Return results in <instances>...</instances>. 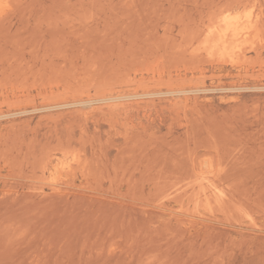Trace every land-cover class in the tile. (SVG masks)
I'll return each mask as SVG.
<instances>
[{
  "label": "rangeland",
  "instance_id": "374dc122",
  "mask_svg": "<svg viewBox=\"0 0 264 264\" xmlns=\"http://www.w3.org/2000/svg\"><path fill=\"white\" fill-rule=\"evenodd\" d=\"M1 4L0 264H264V0Z\"/></svg>",
  "mask_w": 264,
  "mask_h": 264
},
{
  "label": "bare ground",
  "instance_id": "6f19581e",
  "mask_svg": "<svg viewBox=\"0 0 264 264\" xmlns=\"http://www.w3.org/2000/svg\"><path fill=\"white\" fill-rule=\"evenodd\" d=\"M9 0H0V4L1 3H4L3 6L6 7L7 4L5 3H8ZM247 2V1H246ZM252 4V3H251ZM6 5V6H5ZM2 7V4L0 5ZM7 8V7H6ZM2 9V8H0ZM227 9V8H226ZM3 10V9H2ZM224 14L226 13L225 11H223ZM251 12V11H250ZM248 13L246 15V18L244 20H242L243 18L241 17V15H238L240 14V11L238 14H229V13H226L227 15L223 16V18L221 19V23H216L214 20V23H208V29L207 32H206V36H207V39L210 38L212 39L213 41V46H212V43H209V41H206L205 42H208L209 44H211V47L206 50L207 52V55L211 58H213L214 54L216 52H218V55L220 58H223V56L228 52L231 44L240 39V38H244L246 39L247 37H249V35L255 31L254 34H256V32H258L257 30V26H258V17L255 16V17H252L251 16V13ZM1 13V12H0ZM217 13V12H216ZM243 13V12H242ZM246 14V12H245ZM212 18V17H211ZM220 18V17H218ZM88 19V18H87ZM213 19V18H212ZM261 20V19H260ZM197 28V27H196ZM207 28V27H206ZM257 29V30H256ZM201 31H199L200 33ZM15 34V33H14ZM103 34V33H102ZM100 35V34H99ZM204 35V36H205ZM202 36V38L204 37ZM205 36V37H206ZM197 37V36H196ZM146 38V37H145ZM162 38V37H161ZM16 40V39H15ZM243 40V39H242ZM179 42V41H178ZM244 42V41H243ZM180 43V42H179ZM186 43V42H185ZM201 44V43H200ZM199 44V45H200ZM207 44V43H206ZM182 45V44H181ZM184 45V44H183ZM208 45V44H207ZM98 46V45H97ZM210 46V45H209ZM109 47V46H108ZM201 47H204L201 45ZM159 48V47H158ZM164 48V47H163ZM252 48V47H251ZM256 49V48H255ZM240 50V49H239ZM251 50V49H250ZM204 51H205V48H204ZM7 52V51H6ZM197 52L198 51V48H197ZM241 52V50H240ZM246 52V51H245ZM127 53V52H126ZM205 53V52H204ZM177 54V52H176ZM241 55V53H240ZM243 55V54H242ZM33 56V55H32ZM35 56V55H34ZM11 57V56H10ZM18 57V56H17ZM239 55H230V61L231 63L232 62H237L238 61V58ZM7 58V57H6ZM12 58V57H11ZM131 58V57H130ZM168 58V57H167ZM219 58V59H220ZM246 58V57H245ZM88 59V58H87ZM208 59V58H207ZM14 60V59H13ZM190 60V59H189ZM209 60V59H208ZM217 60V59H216ZM221 60V59H220ZM129 61V60H128ZM182 61V60H181ZM206 61V60H205ZM171 63V62H170ZM176 63V62H175ZM197 63V61H196ZM201 63V62H200ZM132 64V63H131ZM134 64V63H133ZM140 64V63H139ZM171 65V64H170ZM236 65V63H235ZM10 68V67H9ZM24 68V67H23ZM89 70V69H88ZM87 73V72H86ZM16 74V73H15ZM29 74V73H28ZM226 74V73H225ZM97 75V74H96ZM102 76V75H101ZM6 78V77H5ZM71 79V78H70ZM105 79V78H104ZM3 80V79H2ZM1 81V80H0ZM93 81V80H92ZM21 82V81H20ZM38 87V86H37ZM120 99V98H119ZM47 101V100H46ZM54 108V107H53ZM11 145V144H10ZM13 148V146H11ZM50 148V147H49ZM4 149V148H3ZM7 150V149H6ZM74 150V149H73ZM2 153V152H1ZM65 154V153H64ZM4 156V155H3ZM97 159V158H96ZM46 160V159H45ZM210 160V159H209ZM6 161V160H5ZM210 162H212L210 160ZM98 165V164H97ZM15 166V165H14ZM74 170V169H73ZM55 172V171H54ZM97 172V171H96ZM75 173V172H74ZM100 173V172H99ZM98 174V173H97ZM33 175V174H32ZM90 175V174H89ZM37 178V177H36ZM44 178V177H43ZM44 181V180H43ZM28 189V188H27ZM32 189V188H31ZM214 189V188H213ZM203 196V195H202Z\"/></svg>",
  "mask_w": 264,
  "mask_h": 264
}]
</instances>
